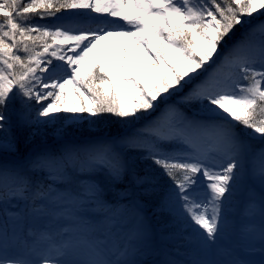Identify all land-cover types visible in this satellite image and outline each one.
<instances>
[{
  "label": "snow or ice",
  "instance_id": "1",
  "mask_svg": "<svg viewBox=\"0 0 264 264\" xmlns=\"http://www.w3.org/2000/svg\"><path fill=\"white\" fill-rule=\"evenodd\" d=\"M261 17L264 0H0V264H149L139 197L155 191L163 177L171 183L160 207L186 226L187 248L182 259L156 264H264ZM150 35L154 39H146ZM112 37L157 46L151 56L157 74L143 87L135 69L121 67L135 79L113 78L104 53L81 75L82 63ZM165 50L176 54L175 64ZM70 85L90 106L82 99L78 107H63ZM161 105L163 117L142 141L133 136L59 154L20 152L19 130L28 129L30 141L50 124L94 125L104 114L131 123L148 120ZM193 108L203 119L185 116ZM61 111L88 116L54 115ZM125 147L141 150L146 171L128 164ZM77 171L95 179L83 183ZM44 174L52 183L37 181ZM251 181L259 183L258 194L248 187ZM56 183L69 187L61 192ZM115 185L125 186L113 207L105 193ZM242 196L245 217L259 223L225 245V210ZM86 205L105 211L100 225L80 214Z\"/></svg>",
  "mask_w": 264,
  "mask_h": 264
},
{
  "label": "trees",
  "instance_id": "2",
  "mask_svg": "<svg viewBox=\"0 0 264 264\" xmlns=\"http://www.w3.org/2000/svg\"><path fill=\"white\" fill-rule=\"evenodd\" d=\"M57 15L59 16L61 15V13H58ZM39 22L45 23V21ZM239 27L240 26H237V28ZM238 36L239 33H237V37ZM152 38L154 39L153 36ZM20 55L24 56L25 54L21 52ZM53 63L62 64L64 62L53 59ZM65 67H67V65H65ZM164 110L165 106L161 105L160 109L153 113V115L149 117L148 120H140L137 123H134L133 126L129 127L122 126L123 124L120 118L112 116L111 114H104L105 117L103 116L101 122H99L98 124H94V127L97 131L96 133L87 134L86 136L80 133H76L70 140L55 141L53 143L50 141V145L47 146V149L49 152L59 154L61 152H64L65 149H79L89 145H95L107 141L133 136L142 141L144 137L141 134L144 133L151 125H154L161 120L162 116L159 114V112H162ZM195 110V108L187 110L184 114L189 119L193 117L203 119L202 115L200 116L193 113V111ZM195 138L199 142L200 137L197 136ZM123 153L127 159L128 164L137 172L143 173L147 170V162L142 158L143 154L141 150L125 147L123 149ZM73 162L78 169L80 160H76L74 158ZM76 174L82 177L83 183H91L95 179L93 178V180H89L86 173H80L79 171H77ZM36 179L41 183H51L46 174L38 175ZM157 180L158 182L156 184L155 191H149L147 193L141 191L139 197L143 205L142 216L144 219V227L147 229L149 235L148 245L151 249V252L149 255L144 257V259H146L149 264H156V262L162 261L167 258H177L176 256H174V252L178 251L183 254L187 248V233L184 231V228L186 226L181 225L175 215L170 213L168 209H161L160 207L163 191L166 190L171 181L167 177L157 178ZM53 186L61 192L69 187L68 185L62 183H56ZM124 186L125 185H115L110 186L107 189L105 193V200L108 205L113 207L117 206V201L119 200L117 194ZM248 187L251 189L250 183ZM71 188L74 191H80L78 185L74 184L71 186ZM254 192H256L257 194L259 193V191ZM244 206L245 199L242 196L233 201V204L226 208L225 212L228 228L225 236H228L229 239L225 241V244L233 245L239 239V226H241L246 221L243 212ZM68 207H71V205H69ZM80 214L86 221L94 225H100V223L104 221L105 218V211L101 208H97L96 205H86ZM65 223L71 222L69 221ZM128 226L131 227V224H129Z\"/></svg>",
  "mask_w": 264,
  "mask_h": 264
},
{
  "label": "rangeland",
  "instance_id": "3",
  "mask_svg": "<svg viewBox=\"0 0 264 264\" xmlns=\"http://www.w3.org/2000/svg\"><path fill=\"white\" fill-rule=\"evenodd\" d=\"M93 16H98L100 19H109V20H113L116 23H119L121 25H124V27H129V25H127L124 21L120 20L119 18H114V17H108L106 14H96V13H92ZM247 19V18H246ZM260 19H264V17H261ZM254 23H256L254 21ZM94 27V26H93ZM146 39H153L152 36H148L146 37ZM123 47H120V46ZM63 47L65 50L67 49L68 45H63L61 46ZM127 47H132V49L135 52V55H137L138 58H141V53L145 52L146 55L149 57V59L152 60L151 56L154 55L155 53V49H156V45H153V47L151 49H146L144 47V45H137L134 43V41L126 38V37H112L109 38V40L106 41H101L98 46L97 49L94 50V52L90 55L89 58H87L81 67V75H84V68L87 67L88 65V61L93 59L94 57H96L97 55H101V53H104V65L107 69V71L110 73V75L113 78H124V79H128V78H137L135 76V74H133L130 77H125L123 75V73L121 72V67L127 69L128 71H132L133 69L138 70L143 79L141 80V86L143 87L144 83L147 81V79L149 77H154L157 74V71L154 73V71H150L151 69L148 68L147 71L145 69H142L136 65H131V68H129L128 65L123 64V62L121 61V52L123 49L127 48ZM78 51V49H77ZM151 53V54H150ZM68 55H72V53H68ZM165 55L168 57V59L175 64L176 62V54L175 53H171L167 50H165ZM153 62V60H152ZM155 66V65H153ZM156 69V68H155ZM160 72H163L164 74H168V69L165 66H161L159 69ZM39 73V72H38ZM41 75H46V73L41 74ZM63 75V74H60ZM187 78V77H186ZM123 89H126L127 86H121ZM81 90L82 91H86L83 87V83L81 82ZM64 104L63 107H72V106H79L81 103V100L83 98L79 97L76 93V90L73 86H69L68 88L65 89L64 91ZM83 102L86 106H90V101L83 99ZM45 103H47V101H45ZM165 111V110H164ZM164 111L159 112V114L163 117ZM194 114L197 115H202L200 114L197 110L193 111ZM54 115H58V116H80L83 115L85 117L88 116L87 113H65L63 111H61L60 113H55ZM110 115V114H109ZM141 115H144L143 113H141ZM105 117V115H104ZM89 119H91V117H89ZM120 120L122 121V126L125 127H129V126H133L134 123H137L138 121H134L131 123H126L123 119L120 118ZM96 128L94 127V125H89L86 121L80 124H69L66 121L65 122H61V123H56V124H50L47 126V128L43 129L41 134L34 137L32 140H27V137L29 135V130L28 129H22L19 130L18 135H19V148H20V152L22 155H30L33 152H37V151H48L47 146L50 145V141L53 143L55 141H64V140H70L71 138L74 137V135L76 133H80L83 134L84 136H86L87 134H92V133H96ZM27 152V153H26ZM45 175V174H44ZM51 183L52 181L49 180ZM251 185V189L253 191H259V183L257 181H251L250 182ZM245 217V215H244ZM246 218V217H245ZM249 223H255L258 225L259 220L258 217H256L253 221H249V219L246 218V221L239 226V237H240V233L243 231V229L249 224ZM229 237L225 236L224 237V244L225 241L228 240ZM225 245H229V244H225ZM174 256H176L178 259H182L183 258V254H181L178 251L174 252Z\"/></svg>",
  "mask_w": 264,
  "mask_h": 264
},
{
  "label": "bare ground",
  "instance_id": "4",
  "mask_svg": "<svg viewBox=\"0 0 264 264\" xmlns=\"http://www.w3.org/2000/svg\"><path fill=\"white\" fill-rule=\"evenodd\" d=\"M125 49H127V51H125ZM122 50L121 52V61L123 62L124 60H127L130 65H136L142 69H145L147 71L148 68L151 69L150 71H154V73L157 71L156 66H153L154 63L152 62L151 59H149V57L146 55L145 52L141 53V58H138L137 55H135L134 50L132 49V47H127ZM149 71V72H150Z\"/></svg>",
  "mask_w": 264,
  "mask_h": 264
}]
</instances>
